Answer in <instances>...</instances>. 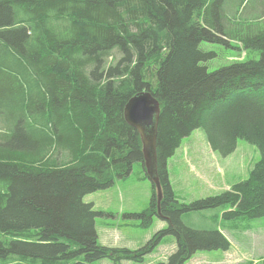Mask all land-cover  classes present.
<instances>
[{
  "label": "trees",
  "instance_id": "16d2710c",
  "mask_svg": "<svg viewBox=\"0 0 264 264\" xmlns=\"http://www.w3.org/2000/svg\"><path fill=\"white\" fill-rule=\"evenodd\" d=\"M228 3L0 0V264L142 263L169 235L176 251L157 264H184L197 251L230 247L217 228L185 225L184 214L219 208L222 220L264 217V0L247 12L249 0L234 11ZM232 41L259 59L209 72L203 63L216 53L200 44ZM142 91L160 104L162 199L157 213L152 185L148 208L131 216L167 226L132 251L99 244L102 213L83 197L143 165L140 136L123 114ZM199 128L220 156L241 139L260 159L246 180L180 203L167 162Z\"/></svg>",
  "mask_w": 264,
  "mask_h": 264
},
{
  "label": "rangeland",
  "instance_id": "374dc122",
  "mask_svg": "<svg viewBox=\"0 0 264 264\" xmlns=\"http://www.w3.org/2000/svg\"><path fill=\"white\" fill-rule=\"evenodd\" d=\"M260 0H249L247 8L257 9ZM239 0H229L227 6L233 11L238 8ZM255 13V12H254ZM238 42L231 46L202 42L200 48L215 52L216 56L203 63L209 72L228 65L232 61L258 60L255 50H240ZM115 58H119L117 55ZM111 62V60H108ZM189 151L185 159L186 151ZM257 147L239 139L235 151L227 157L213 152L208 146L205 131L194 130L183 139L175 154L168 160L167 168L175 197L180 203L215 196L229 189L233 184L246 180L253 166L259 161ZM152 182L146 175L142 163H135L128 177L117 179L114 185L98 190L83 197L91 203L93 210L102 214L95 218L98 242L102 246L138 250L142 248L159 230L167 226L166 221L155 216L152 224L142 226L140 219L131 216L141 213L149 206ZM156 192V191H155ZM222 210L212 209L187 213L182 222L197 230L217 228L228 240L227 251H197L184 264H264V217L257 219L222 220ZM176 241L171 235L165 236L160 245L144 257L142 263L123 261L122 264H157L166 262L176 251ZM91 264H113L107 259Z\"/></svg>",
  "mask_w": 264,
  "mask_h": 264
},
{
  "label": "water",
  "instance_id": "95a60500",
  "mask_svg": "<svg viewBox=\"0 0 264 264\" xmlns=\"http://www.w3.org/2000/svg\"><path fill=\"white\" fill-rule=\"evenodd\" d=\"M125 122L139 134L142 144L143 165L146 175L156 189L157 213L162 199V188L157 174L156 139L160 104L148 91H142L131 97L123 110Z\"/></svg>",
  "mask_w": 264,
  "mask_h": 264
},
{
  "label": "crops",
  "instance_id": "0c3cea01",
  "mask_svg": "<svg viewBox=\"0 0 264 264\" xmlns=\"http://www.w3.org/2000/svg\"><path fill=\"white\" fill-rule=\"evenodd\" d=\"M62 150H63V149H62ZM62 150H61V151H62ZM186 152H187V153H186V155H185V156H186L185 159L187 158V156H188V154H189V151H188V150H187ZM63 153H65V152L63 151L62 154H63ZM167 164H168V162H167ZM169 180H170V179H169ZM170 183H171V181H170ZM171 186H172V184H171ZM172 189H173V187H172ZM173 191H174V190H173ZM174 194H175V192H174Z\"/></svg>",
  "mask_w": 264,
  "mask_h": 264
}]
</instances>
